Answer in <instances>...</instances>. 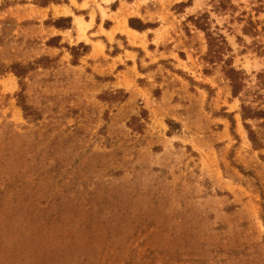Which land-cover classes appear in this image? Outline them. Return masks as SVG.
Returning <instances> with one entry per match:
<instances>
[{
  "label": "rangeland",
  "instance_id": "1",
  "mask_svg": "<svg viewBox=\"0 0 264 264\" xmlns=\"http://www.w3.org/2000/svg\"><path fill=\"white\" fill-rule=\"evenodd\" d=\"M0 264H264V0H0Z\"/></svg>",
  "mask_w": 264,
  "mask_h": 264
},
{
  "label": "trees",
  "instance_id": "2",
  "mask_svg": "<svg viewBox=\"0 0 264 264\" xmlns=\"http://www.w3.org/2000/svg\"><path fill=\"white\" fill-rule=\"evenodd\" d=\"M126 1H132V0H126ZM130 26L136 29H140V30L144 28L143 25H141V23H139L138 25L136 24L134 25L132 21H130ZM198 26H200L203 30H206L205 23L202 22ZM206 36H207V41H208V46H209V53L211 55L212 61L213 62L215 60L223 61L225 52L229 49L225 38L220 34L214 35L213 33H210V32H206ZM223 62L225 65V74L230 80V85L232 88V95L237 96L239 95L243 87V81H242L243 72L238 71L234 67H232L230 59H225ZM242 112H243V115H242L243 118L258 117L260 114H262L261 111H255L252 113L251 109L247 108L244 105H242Z\"/></svg>",
  "mask_w": 264,
  "mask_h": 264
}]
</instances>
